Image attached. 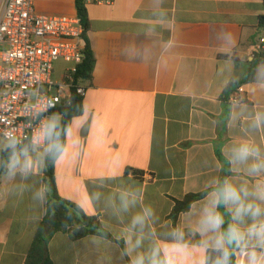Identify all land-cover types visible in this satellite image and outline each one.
<instances>
[{
    "label": "crops",
    "instance_id": "0c3cea01",
    "mask_svg": "<svg viewBox=\"0 0 264 264\" xmlns=\"http://www.w3.org/2000/svg\"><path fill=\"white\" fill-rule=\"evenodd\" d=\"M35 9L77 15L74 0H35ZM87 11L95 67L81 84L84 112L67 132L55 179L61 197L97 217L122 244L99 235L73 241L56 232L49 256L54 264H130L155 246L179 249L178 264H200L211 249L201 242L216 235L199 225L213 194L225 180L249 190L264 182V171H249L253 158L240 162L232 155L247 144L264 160V123L254 127L257 113H264V62L242 82L259 58L264 1L112 0L87 4ZM51 118L58 124L59 117ZM9 143L0 140V168ZM46 152L31 146L26 175L21 151L14 175L8 167L0 171V264H26L46 211ZM206 190L188 211L171 217L175 200ZM39 191L43 200L36 198ZM145 207L152 216L133 226ZM216 210L226 231L235 205ZM239 223L246 228L252 220ZM232 251L236 263L245 264L244 252Z\"/></svg>",
    "mask_w": 264,
    "mask_h": 264
},
{
    "label": "built area",
    "instance_id": "2783aa9c",
    "mask_svg": "<svg viewBox=\"0 0 264 264\" xmlns=\"http://www.w3.org/2000/svg\"><path fill=\"white\" fill-rule=\"evenodd\" d=\"M112 0H86L87 4ZM0 5V140L14 137L18 144L48 148L41 129L52 112L68 102L76 74L84 61L85 28L78 15H46L35 9V0H1ZM264 52V34L255 45ZM63 62L61 79L55 66ZM238 102L237 98H232Z\"/></svg>",
    "mask_w": 264,
    "mask_h": 264
},
{
    "label": "clouds",
    "instance_id": "9594fccd",
    "mask_svg": "<svg viewBox=\"0 0 264 264\" xmlns=\"http://www.w3.org/2000/svg\"><path fill=\"white\" fill-rule=\"evenodd\" d=\"M264 123V113H257L254 127L259 128ZM57 122L55 118L44 124L41 132L46 140L52 141L49 145V152H59L62 150L61 145L56 141L58 133L56 132ZM18 141L10 138L8 147L12 149L8 171L14 175L18 167H20L19 155L16 151ZM21 152L26 157L23 170L26 175L30 170L31 165L27 160V148L21 149ZM233 159L240 162L248 161L253 158L256 162L252 163L249 171L252 174L264 171V160L260 157V149L247 144L240 145L232 150ZM36 198L43 200L44 193L37 192ZM248 197H253V200H248ZM264 202V182L257 183L251 190L248 187L242 186L239 189L224 181L223 186L219 188L210 201V207H206L204 215L199 221L200 230L202 233H215L211 241L205 240L201 242V247L207 250L211 248L217 253L216 258L211 264H232L233 247L239 248L244 252L246 257L245 264H264V207L261 203ZM235 205L233 214L234 222L229 224L226 231H222L224 218L216 209L219 204ZM127 208V203H125ZM152 216L151 208L145 207L143 213L137 215L133 219V226L140 225L143 227L148 218ZM244 217H249L252 220L246 228H241L240 223ZM175 235V233L173 234ZM141 241H136V247L140 246ZM187 246L184 245L183 248ZM179 249H161L152 247L147 255L138 254L131 259L130 264H178L176 252ZM200 264H208V259L205 257L200 261Z\"/></svg>",
    "mask_w": 264,
    "mask_h": 264
},
{
    "label": "trees",
    "instance_id": "16d2710c",
    "mask_svg": "<svg viewBox=\"0 0 264 264\" xmlns=\"http://www.w3.org/2000/svg\"><path fill=\"white\" fill-rule=\"evenodd\" d=\"M74 1L77 9V15L80 17L85 28V33L83 36L84 61L79 66L78 73L76 74V86H78L91 78L95 67V57L86 36V32L89 29V17L86 0ZM259 24L260 27L264 28V15L260 16ZM258 56V60L255 61L249 69L246 80H243L242 82L250 80L254 75L257 64L264 62V54L259 53ZM240 83L232 84L227 89H231L233 86L240 85ZM233 98L238 99L237 96H234ZM83 112V97L77 94L75 89L71 91L68 102L63 103L57 110L52 112L53 117H59V122L56 128V132L58 133L56 141L61 145L62 150L55 153L47 151L44 158V181L46 183L48 192L46 211L33 243L28 251L26 264H54L49 256L48 244L51 237L56 232L68 233L73 241L81 240L90 235H99L111 241H116L122 244L121 241L113 238V236L104 229L102 223L97 217L86 214L79 205L61 197L57 190L55 179V162L64 149L66 135L73 120L81 116ZM31 146L32 145L30 143L17 144L16 151L18 153L24 148L29 150ZM11 152L12 149H10L8 152L1 153V172L7 170ZM221 187L222 186H220V188ZM208 192L209 190L200 193H191L186 195L182 200H175L171 217L176 220L181 213L188 211L193 203L206 197ZM216 256L217 253L212 249H209L207 252L208 264H211ZM232 264H237L234 253L232 254Z\"/></svg>",
    "mask_w": 264,
    "mask_h": 264
},
{
    "label": "rangeland",
    "instance_id": "374dc122",
    "mask_svg": "<svg viewBox=\"0 0 264 264\" xmlns=\"http://www.w3.org/2000/svg\"><path fill=\"white\" fill-rule=\"evenodd\" d=\"M62 66H63V62H58L56 64V66H55V73H54V79H58V76L61 74V71H62ZM51 119H53V118H50V120ZM55 120H56V118H55ZM50 143H51V141L48 140V148H49ZM48 148H47V151H48Z\"/></svg>",
    "mask_w": 264,
    "mask_h": 264
}]
</instances>
